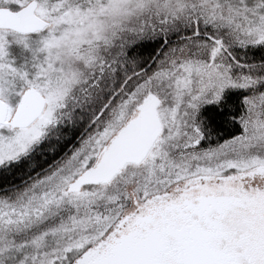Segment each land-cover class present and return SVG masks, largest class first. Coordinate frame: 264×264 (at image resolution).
<instances>
[{
  "label": "snow or ice",
  "instance_id": "1",
  "mask_svg": "<svg viewBox=\"0 0 264 264\" xmlns=\"http://www.w3.org/2000/svg\"><path fill=\"white\" fill-rule=\"evenodd\" d=\"M0 264H264V0H0Z\"/></svg>",
  "mask_w": 264,
  "mask_h": 264
}]
</instances>
